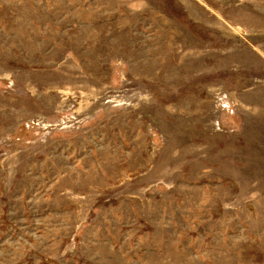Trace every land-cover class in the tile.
Here are the masks:
<instances>
[{"label":"rangeland","instance_id":"1","mask_svg":"<svg viewBox=\"0 0 264 264\" xmlns=\"http://www.w3.org/2000/svg\"><path fill=\"white\" fill-rule=\"evenodd\" d=\"M0 264H264V0H0Z\"/></svg>","mask_w":264,"mask_h":264}]
</instances>
